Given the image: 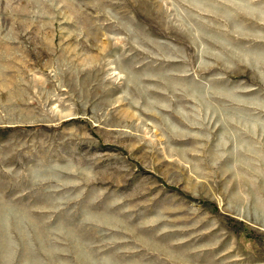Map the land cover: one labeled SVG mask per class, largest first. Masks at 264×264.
<instances>
[{
	"label": "rangeland",
	"instance_id": "374dc122",
	"mask_svg": "<svg viewBox=\"0 0 264 264\" xmlns=\"http://www.w3.org/2000/svg\"><path fill=\"white\" fill-rule=\"evenodd\" d=\"M0 264H264V0H0Z\"/></svg>",
	"mask_w": 264,
	"mask_h": 264
}]
</instances>
